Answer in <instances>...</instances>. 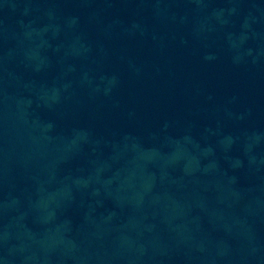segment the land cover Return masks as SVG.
Masks as SVG:
<instances>
[{
    "label": "water",
    "instance_id": "1",
    "mask_svg": "<svg viewBox=\"0 0 264 264\" xmlns=\"http://www.w3.org/2000/svg\"><path fill=\"white\" fill-rule=\"evenodd\" d=\"M0 264H264V136L0 0Z\"/></svg>",
    "mask_w": 264,
    "mask_h": 264
}]
</instances>
